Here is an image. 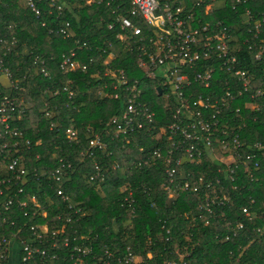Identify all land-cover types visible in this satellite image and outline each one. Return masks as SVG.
<instances>
[{"label": "trees", "instance_id": "1", "mask_svg": "<svg viewBox=\"0 0 264 264\" xmlns=\"http://www.w3.org/2000/svg\"><path fill=\"white\" fill-rule=\"evenodd\" d=\"M55 3L62 7L60 13L42 0L39 3L42 16L37 19L24 0H0V73L6 69L17 83L16 90L0 86V103L3 97L17 99L10 125L21 133L16 138L0 136V242L11 241L14 254L7 264H16L23 256L22 242H29L38 250L29 264H101L106 250L116 259L126 248L140 260L134 264H163L179 261L182 256L184 264H264V232H257L264 228V215L260 213L254 222H245L239 238L225 241L221 227L200 219L195 197H167L162 189L165 179L162 162L152 156L153 150L160 147L152 143L149 133L132 135L128 143L109 142L105 138L106 150L94 153L101 169V176H95L92 158L81 156L91 137L87 129L101 132L105 123L117 114L121 101L96 96L105 79L94 74L107 68L102 61L111 55L109 66L113 71L122 70L131 79L142 76L135 67L136 55L129 43L118 41L115 33L106 29L110 16L104 5L88 6L84 0ZM247 8L253 17L250 26L241 24V9L237 13L223 9L213 19L231 29L232 52L250 73L253 89L264 92V57L255 62L252 51L242 44L248 40L249 45L252 42L264 45V0H248ZM256 22L261 23L257 37ZM66 23L72 39L48 34L50 28L58 29ZM75 41L80 42V48H76ZM72 51L82 65L88 66L86 73L60 69L62 56H69ZM90 59L95 63L89 65ZM146 84L144 93L157 111L156 124L162 125L165 121L161 116L166 114L158 108L159 104L157 107L159 101ZM69 92L73 93L70 99ZM245 102L250 103L248 110L243 107ZM234 107L241 109L240 113L230 115L240 141L250 145L264 140V95L254 100L244 97ZM69 128L77 131L72 142L66 137ZM15 141L22 145L19 152L12 148ZM26 141L29 146H25ZM3 144L6 149H2ZM20 156L27 170L26 185L17 182L7 169L11 159ZM58 168L60 180L56 182L51 173ZM184 172L181 180L188 179L187 172L194 181L203 177L204 182H210L216 177L215 164L208 158L198 169L186 166ZM254 176L259 180L235 194L232 210L225 209L229 217L242 219L240 208L248 205L250 197L258 206L264 204V159ZM123 185L130 187L134 200L135 215L130 222L128 207L123 202L127 194L120 192ZM20 189L23 192L18 194ZM58 191L67 201L57 195ZM9 198L14 204L5 209ZM18 201L26 202L28 207L19 208ZM69 205L80 208L84 216L65 223L71 214ZM31 227L37 228L41 239L36 240ZM87 246L91 247V253L78 262L74 248ZM40 251L45 252V257L39 255ZM112 264L118 263L114 260Z\"/></svg>", "mask_w": 264, "mask_h": 264}, {"label": "built area", "instance_id": "2", "mask_svg": "<svg viewBox=\"0 0 264 264\" xmlns=\"http://www.w3.org/2000/svg\"><path fill=\"white\" fill-rule=\"evenodd\" d=\"M42 0H24L27 9L39 19L42 11L39 3ZM45 1V0H43ZM50 8L58 13L62 7L56 5V0H46ZM85 5H104L110 16L105 24L106 29L115 33L120 42L129 43L131 51L136 55L135 67L141 73L142 79L129 78L122 70L113 71L109 66L113 57L109 55L102 64L107 66L94 75L105 79L97 90L96 96L100 99L120 100L121 106L117 114L112 116L99 133H91L88 147L81 156L92 158L95 167V176H101V169L94 158L96 151L104 152L109 142H129L132 135L147 132L156 148L152 156L162 162L165 176L162 189L169 199H176L181 195H191L196 199V207L200 212V219L206 224L211 222L222 228L224 240L230 241L241 236L245 222H254L259 214L264 215V204L258 206L254 198H248V205L240 208L242 219L231 218L225 209L232 210L236 203L235 194L242 192L245 187L257 182L259 177L254 174L261 168L264 159V140L250 145L242 143L239 135L234 133L230 115L240 113L239 107H234L237 100L249 97L258 99L263 97L261 89H253L250 73L242 66L230 47L231 29L222 21L213 19L215 15L228 9L241 13V24L250 26L253 17L247 8L248 0H84ZM51 14V11L48 15ZM260 22L255 23L254 34L260 33ZM45 27V24H41ZM58 34L64 39H72L69 33V24L61 28H50L49 35ZM248 51H252L255 62H261L264 57L262 42L248 40L242 43ZM76 48L80 42L75 41ZM82 46H85L83 43ZM94 59L88 61L89 65ZM60 69L68 72L81 71L86 73L87 65L77 60V54L72 51L69 56L63 55ZM3 74L9 81V87L17 89L10 73L3 69ZM148 82L154 96L159 101V109L164 114L162 125L156 124L157 111L152 109V100L146 98L144 89ZM158 89L160 91H158ZM64 91H68L67 88ZM125 93L123 97L122 93ZM57 94V93H56ZM55 94V95H56ZM69 92V99L72 97ZM16 98L3 97L0 103V136L20 137L21 133L11 127V113ZM248 110L249 102L244 103ZM259 107L256 108L259 111ZM48 116V114H47ZM242 123V127L245 124ZM154 129H157L154 133ZM69 142L76 140L77 131L69 128L66 131ZM29 146V142H25ZM22 145L15 141L12 145L15 152H19ZM2 149H6L3 144ZM208 158L216 167V177L210 182H204L203 177L194 181L192 174L187 172V180L183 178L184 167L199 168L203 160ZM11 176L18 182L26 185L27 170L23 157L20 156L7 165ZM60 169L51 173L56 182L60 180ZM23 185V186H24ZM23 192L22 189L18 194ZM120 192L127 194L123 202L128 207L129 222L134 218L132 191L128 185H123ZM204 193L206 195L201 196ZM57 195L63 201L67 198L61 191ZM2 196V191H0ZM37 208L35 198H31ZM14 200L9 198L4 204L5 209L11 207ZM19 208L26 209L28 204L18 201ZM256 206V208H254ZM70 216L65 218L69 223L73 217H83L80 208L68 206ZM42 230L46 232L43 226ZM30 231L38 239L36 227ZM264 232L257 229V232ZM168 234V233H167ZM217 238V237H216ZM168 241V238H166ZM23 256L16 264H29L34 261L38 250L29 242H22ZM12 242L2 239L0 242V264H7L10 260ZM77 261L91 253V247L74 248ZM39 255L45 257V252ZM115 256L105 251L101 264H134L137 257L130 248L124 253ZM179 261H164L163 264H184L183 258ZM76 264V262H75Z\"/></svg>", "mask_w": 264, "mask_h": 264}, {"label": "crops", "instance_id": "3", "mask_svg": "<svg viewBox=\"0 0 264 264\" xmlns=\"http://www.w3.org/2000/svg\"><path fill=\"white\" fill-rule=\"evenodd\" d=\"M0 86L4 89L9 88V81H8L7 77L5 76V74H3V73H0ZM13 255L14 254L11 251L10 258H14Z\"/></svg>", "mask_w": 264, "mask_h": 264}, {"label": "rangeland", "instance_id": "4", "mask_svg": "<svg viewBox=\"0 0 264 264\" xmlns=\"http://www.w3.org/2000/svg\"><path fill=\"white\" fill-rule=\"evenodd\" d=\"M126 143H128V142H126ZM14 246H15V245H14ZM181 258H183V256H182ZM136 261L138 262V261H140V260H139V259H137Z\"/></svg>", "mask_w": 264, "mask_h": 264}, {"label": "water", "instance_id": "5", "mask_svg": "<svg viewBox=\"0 0 264 264\" xmlns=\"http://www.w3.org/2000/svg\"><path fill=\"white\" fill-rule=\"evenodd\" d=\"M158 91H160V90L158 89Z\"/></svg>", "mask_w": 264, "mask_h": 264}]
</instances>
